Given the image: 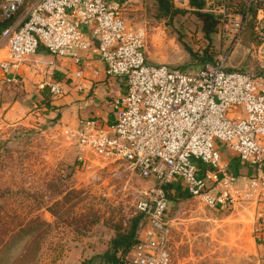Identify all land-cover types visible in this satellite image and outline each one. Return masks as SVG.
<instances>
[{"label":"built area","instance_id":"built-area-1","mask_svg":"<svg viewBox=\"0 0 264 264\" xmlns=\"http://www.w3.org/2000/svg\"><path fill=\"white\" fill-rule=\"evenodd\" d=\"M204 1L206 11L229 22L236 45L255 20L259 72L230 68L232 52L199 69L150 62L145 29L126 17L137 0H0V69L7 75L41 47L79 60V51L96 43L108 76L126 87L114 124L84 120L64 132L81 162L88 154L119 161L150 183L135 206L134 243L118 264H171L168 187L180 185L224 212L264 187V0ZM173 2L191 8L190 0ZM50 89L63 94L58 84ZM219 144L255 176L232 173Z\"/></svg>","mask_w":264,"mask_h":264},{"label":"rangeland","instance_id":"rangeland-1","mask_svg":"<svg viewBox=\"0 0 264 264\" xmlns=\"http://www.w3.org/2000/svg\"><path fill=\"white\" fill-rule=\"evenodd\" d=\"M178 8L158 18L147 0L142 12L126 15L145 29L150 62L199 69L232 52L230 68L259 72L254 19L236 45L229 22L218 18L207 37L194 8ZM79 156L55 125H0V264H111L110 243L130 231L150 183L119 161ZM167 193L171 264H262L253 213L212 210L177 186Z\"/></svg>","mask_w":264,"mask_h":264},{"label":"crops","instance_id":"crops-1","mask_svg":"<svg viewBox=\"0 0 264 264\" xmlns=\"http://www.w3.org/2000/svg\"><path fill=\"white\" fill-rule=\"evenodd\" d=\"M146 4L147 0H137L134 10L127 14L142 12ZM52 84H58L63 94L53 95ZM125 92L120 79L108 76L96 43L89 50H80L79 60L51 55L41 47L9 75L0 69V125L36 128L52 124L61 129L66 139L64 132L78 129L84 120H96L104 128L114 124ZM218 146L232 173L255 176L253 167L222 144ZM235 208L253 213L255 238L264 264V187L259 196Z\"/></svg>","mask_w":264,"mask_h":264},{"label":"trees","instance_id":"trees-1","mask_svg":"<svg viewBox=\"0 0 264 264\" xmlns=\"http://www.w3.org/2000/svg\"><path fill=\"white\" fill-rule=\"evenodd\" d=\"M158 7V18H172L181 10L174 4L173 0H154ZM191 8H194L196 15L203 22V31L207 37H210L213 33H216L219 26L218 18L205 10L206 3L204 0H190ZM179 189L185 192L180 185H177ZM186 193V192H185ZM138 223V218L132 220L130 231L127 233H118L110 243V248L105 254V258L111 264H118L119 253L130 248L134 241V232ZM117 255V258H116Z\"/></svg>","mask_w":264,"mask_h":264}]
</instances>
